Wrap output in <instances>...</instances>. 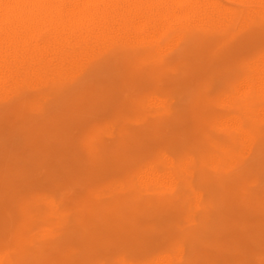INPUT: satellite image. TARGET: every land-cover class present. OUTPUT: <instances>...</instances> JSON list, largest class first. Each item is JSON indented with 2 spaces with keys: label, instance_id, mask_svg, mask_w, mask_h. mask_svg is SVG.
Returning <instances> with one entry per match:
<instances>
[{
  "label": "clouds",
  "instance_id": "obj_1",
  "mask_svg": "<svg viewBox=\"0 0 264 264\" xmlns=\"http://www.w3.org/2000/svg\"><path fill=\"white\" fill-rule=\"evenodd\" d=\"M236 2L0 0V106L34 133L29 164L0 155L11 264H264V153L247 149L264 0ZM233 108L247 125L220 117ZM58 238L86 258L29 259Z\"/></svg>",
  "mask_w": 264,
  "mask_h": 264
},
{
  "label": "bare ground",
  "instance_id": "obj_2",
  "mask_svg": "<svg viewBox=\"0 0 264 264\" xmlns=\"http://www.w3.org/2000/svg\"><path fill=\"white\" fill-rule=\"evenodd\" d=\"M240 5L236 2V0H216L215 8L224 12L231 13L240 10ZM258 9V5L254 6ZM22 12L13 11L8 15V23L10 25H15L19 22ZM3 19L2 14H0V20ZM8 112H12V106L4 105L0 106V155L5 157L8 156H18L22 164H29L31 159L27 155H23L25 152H29L28 146H24V142L27 141L26 137L23 138L24 135H20L19 133H15V123L16 121H10L7 117ZM220 117L224 120H236L243 121L245 125L248 123V115L249 113H245L240 110L233 109H223L220 111ZM31 132V130H28ZM31 137L34 133H31ZM247 149L250 151L252 156H258L264 153V135H260L259 133L255 135L254 139L247 144ZM50 158L55 159L54 155L50 156ZM57 163L56 159L54 161ZM48 163V161H47ZM37 194L42 195V190H38ZM8 200L9 194L5 193L2 202H0V211L5 214V218H7L6 214L8 211ZM44 218L40 208H36L33 210V219L32 226L38 227L40 224L44 223ZM55 244V250L52 248H45L43 251H36L34 254L29 257V259L36 261H46L51 259H68V260H81L86 258L84 255L80 253H74L68 256H61L60 252L65 251L68 247L63 238H58L57 241L53 242ZM260 254V249L257 248L255 258H258ZM108 260H114L119 258L118 254H111L105 257ZM223 257H221L222 259ZM17 259L16 253L12 250V245L7 242V239L3 243H0V264H11L12 261Z\"/></svg>",
  "mask_w": 264,
  "mask_h": 264
},
{
  "label": "rangeland",
  "instance_id": "obj_3",
  "mask_svg": "<svg viewBox=\"0 0 264 264\" xmlns=\"http://www.w3.org/2000/svg\"><path fill=\"white\" fill-rule=\"evenodd\" d=\"M7 117H8V119H9L10 121H13V122L16 121L15 118H14V116L12 115V112H8ZM0 130H1V129H0ZM14 132H15L16 134L19 133L20 135H24L23 138H25V137L27 138V139H26L27 141L24 142V146H27V145H28V142L30 141V136L32 135V134H31L32 131L30 132V131H28L27 129L21 128V127L18 125V123L16 122V123H15V131H14ZM0 133H1V132H0ZM31 138H32V137H31ZM23 155H25V157H27L28 153L25 152ZM54 161H55V159L49 157V158H48V164H49V166H51V167H57L58 165H57V163H55ZM38 190L40 191L39 188L35 189L36 192H38Z\"/></svg>",
  "mask_w": 264,
  "mask_h": 264
}]
</instances>
